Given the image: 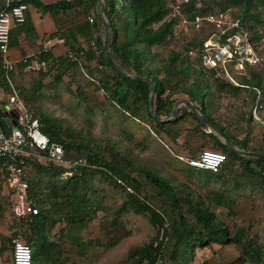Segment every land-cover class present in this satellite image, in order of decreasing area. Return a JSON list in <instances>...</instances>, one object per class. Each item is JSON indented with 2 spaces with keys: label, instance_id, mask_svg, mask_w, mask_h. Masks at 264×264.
Returning a JSON list of instances; mask_svg holds the SVG:
<instances>
[{
  "label": "trees",
  "instance_id": "obj_1",
  "mask_svg": "<svg viewBox=\"0 0 264 264\" xmlns=\"http://www.w3.org/2000/svg\"><path fill=\"white\" fill-rule=\"evenodd\" d=\"M25 1L28 3L29 8L30 5H34L42 11H49L52 14L60 11L65 12L77 6L82 7L87 14L91 8L98 6V0ZM104 2L112 22L110 53L114 60L128 73L147 76L153 80L155 83V111L159 119L171 115L173 105L176 102L175 96L183 93L217 125L236 147L264 153V140L260 142L261 147H251L250 145H254V132L249 131L242 137L237 133L229 132L226 126L217 121L212 114L211 109L215 107V103L204 94L202 103L197 99L198 95L203 93L204 87L209 90L208 94L210 96L212 86H215L221 92L232 93L253 89L258 98L257 105H259L261 102L259 99L264 94V75L262 74L264 63L259 66H249L244 74L238 76L239 84H234L221 78L216 69L205 66L198 53L195 52L209 38L210 28L202 27L195 30L190 38L174 36L177 19L170 16L172 6L168 0H104ZM217 5L218 7H215ZM228 7H237L234 16L239 18L246 27L252 29L256 36L260 30H264V0H191L190 3L186 4L185 10L188 16L194 19L196 15L203 12L224 10ZM27 22L24 25L29 30L31 27L29 28ZM92 22L88 23L87 28L89 30L87 32L86 28L76 32L72 31L71 35H68L67 42L71 49L82 53L89 46L92 38L97 40L102 54L96 58L93 51L87 48L88 51L90 50L93 53L89 57L95 60V66L89 67L86 65L87 75L95 78L100 71H103L101 69H111L109 74L104 76V79L102 77L99 80L98 78L95 79L97 85L102 88L111 102L123 112L131 114L141 121H146L148 118L151 123L158 126L159 130L168 128L166 127L168 124L176 125L179 123L178 121H185L187 115L199 122L200 127L198 128L206 126L196 113L183 105L178 108L176 118L171 122L166 123V121L156 119L150 111L152 91L150 82L125 75L108 62L101 37L94 34L93 28L90 30L92 25L95 28L97 27L98 21L94 18ZM102 22L105 25L104 18H102ZM12 31L10 45L12 44ZM54 35L61 34L56 32L48 36ZM83 41L88 42L87 47L81 45ZM174 42H177V44L173 45ZM166 51L167 53L164 54ZM81 53L76 60L70 59L66 53L64 59L59 58L56 61L51 50L42 52L39 54V60L46 63V69L41 67L34 70L46 75L58 74V78L61 79L72 68L84 70L85 67L81 63L83 62ZM153 57H159V66H151L149 60ZM101 65H104V68H100ZM21 66L23 67V65ZM12 80L16 83L13 74ZM0 87L4 89L7 95L13 91L2 66L1 58ZM18 91L27 109L34 117L39 119L42 131L50 137L51 141L64 146L67 156L70 158L87 157L88 164L71 168L52 161L38 163L30 160L28 162L26 169L29 183L28 194L40 210L37 215L16 217L10 214L13 219L10 220L9 229L13 232L8 236H1L0 256L7 249L6 244L10 245L13 238H20L32 247L33 259H37L38 250H34V246H37V248L39 245L50 247L54 244L50 232L52 226L58 221L63 219L68 223L93 222L98 216L100 208L94 195L92 197L90 194L93 185V175L90 172L95 168L101 174H104L103 178L109 184L117 186L127 194L129 199L125 202L126 205L123 208L128 207V204H130L136 210L146 212L154 223H158L162 227L161 230L164 229L166 240L159 241V244L155 245L161 232L159 228L156 235L151 236L143 244L135 246L129 252L133 264H155L159 258L162 259L163 264H190L191 260L189 261L188 256L190 249L193 259L198 248L211 250L217 245L225 246L229 244H235L240 250V255L230 264H242L247 260L252 264H264V245L260 244L258 234L250 233V225L236 222L234 226H231L226 219L219 216L217 211L219 207L227 208L228 214L231 216L236 215L234 211L236 198L231 193H227V190L213 188L205 196H201L187 183L181 184L180 187L182 188L177 189V186L169 178L161 175L156 170L147 167L141 168L148 181L171 199L170 203L173 205L176 216L170 222L169 218L159 208L143 197L138 179L133 177L131 172L125 170L126 168L119 160L113 162L106 159L102 154L104 151L102 149L104 147L103 142L94 143L93 146L85 142L82 137L76 135L75 130L70 126L63 127V119L51 113L43 112L36 106L31 107L20 89ZM6 100L0 102L6 103ZM9 116L0 111V117L6 125L9 124ZM253 116L249 115V120H252ZM11 117L15 122V115L12 114ZM255 119L259 120L258 122H261L264 126V120L259 119V116L256 115ZM208 134L215 139L218 145L225 149L227 159L217 170L197 168L190 165L205 180L204 184H210L212 180H223L226 176H233L231 170L233 166H242V171L249 174L248 181L253 183L254 186L256 185L254 177H264L262 174L264 169L263 156L242 155L224 143L211 129H209ZM104 148H107V146ZM118 155L120 153H116L115 158H118ZM195 155L197 154H192L189 157ZM120 158L126 161L128 165L134 166L133 162L127 157L122 156ZM0 167L4 182L6 174L1 156ZM70 169L74 170L72 176L64 179L62 176ZM44 177L48 179L44 181ZM118 178L123 179L134 191H127L126 187L118 183ZM236 185L232 189V193L239 188L247 187V184L242 182L238 186ZM88 190L89 192H87ZM1 198L5 201L0 193V210L3 205ZM49 218H51V222ZM16 232L18 233L17 236L13 237L12 235ZM202 264H208V262L204 261Z\"/></svg>",
  "mask_w": 264,
  "mask_h": 264
},
{
  "label": "rangeland",
  "instance_id": "obj_2",
  "mask_svg": "<svg viewBox=\"0 0 264 264\" xmlns=\"http://www.w3.org/2000/svg\"><path fill=\"white\" fill-rule=\"evenodd\" d=\"M32 6V10H34L35 7ZM215 7H218V5ZM13 25L15 24L13 23ZM194 33L195 30L187 26L184 28L183 38H190ZM172 44L176 45L177 42ZM36 50L38 49L35 48ZM158 59L159 57H153L149 60L151 66H159ZM101 70L103 71H98V75L91 79L87 75L86 69L72 68L71 71L59 79L58 74L46 75L34 69H26L20 77H17L16 83L31 107L36 106L43 112L51 113L63 119V127L70 126L75 130L76 135L82 137L85 142L92 144V146L94 143L103 142V146H107V148L102 147L104 150L102 154L106 159L113 162L119 160L126 168L125 170L131 172V175L138 179L143 197L159 208L169 218L170 222L176 216L173 205L170 203L171 199L148 181L141 168L147 167L156 170L161 175L169 178L177 186V189L182 188L180 187L181 184L187 183L201 196H205L213 188L227 190V193H231L236 198L234 211L237 214L231 216L228 214L227 208L219 207L217 210L219 216L226 219L231 226H234L236 222L250 225V233L258 234L260 244L264 245V207L261 211L258 210L262 205L264 206V177H254L256 183L254 186L253 183L248 181L249 174L242 171V166H233V169H231L233 176H226L223 180H212L210 184H204L205 180L185 163L187 160L183 161L179 158L180 153L174 146L179 145L175 139L176 134H174L175 124H168L166 126L168 128L159 130L158 126L151 123L148 118L146 121H141L139 118L123 112L107 98L102 88L94 81L97 78L99 80L101 77L104 79V76L111 71L110 68ZM262 70L264 75V68ZM208 93L209 90L204 87L203 93L198 95V101L202 103L203 94L207 95L215 103V107L211 109L213 116L217 121L222 122L229 132L237 133L242 137L251 131V133L254 132L253 138L259 143L264 140V126L261 122H258L259 120L255 119L257 115L259 119L264 120V94L259 99L261 102L257 105L258 98L253 89L232 93L221 92L215 86H212L211 96ZM177 97L188 99V96L183 93L178 94ZM257 107L258 109H256ZM249 115H254L252 120H249ZM188 118L193 120L187 115ZM172 120L166 121V123ZM185 121H178L177 124L183 123L184 127H189ZM193 121L195 126L189 127L193 131L192 138L190 137V140L194 141L193 145L203 146L208 142H213L212 138L205 137L208 134L203 133H209L210 128L207 125L204 128H198L200 127L199 122L197 120ZM219 137L221 138V136ZM221 140L223 139L221 138ZM259 143L258 145H261ZM116 153H120L121 156L118 155V158H115ZM119 156L127 157L133 162L134 166L128 165ZM262 172L264 175V169ZM90 173L93 175L90 194L92 197L94 195L100 208L98 216L94 220L97 231L93 234L94 236L88 238V243L95 244L97 247L96 261H88L87 264H133L129 252L135 246L143 244L151 236L156 235L159 228L161 230L162 227L158 223H154L149 214L136 210L130 204H128V207L123 208L126 205L125 202L129 199L127 194L117 186L109 184L103 178L104 174H101L99 170L94 168ZM2 175L0 167V193L2 190ZM47 179L44 177V181ZM241 182L246 183L247 187L239 188L232 193L236 183V186H238ZM3 189L6 192L9 189L6 181L3 182ZM3 198L5 201L1 198V202H3L5 208L2 205L0 211H3L5 217L11 220L13 214L8 211L7 199L5 196ZM12 232L13 230H9L10 234ZM17 234L16 232L12 236L15 237ZM52 242L54 244L50 247L39 245L37 248V246H34V250H38V258L33 259L34 264H76L71 261L67 262L66 259L60 257L63 250L58 248V238H55ZM204 252L206 253L205 250L198 248L196 255L202 257ZM188 256L189 261L192 260L191 249ZM92 257H94V254Z\"/></svg>",
  "mask_w": 264,
  "mask_h": 264
},
{
  "label": "built area",
  "instance_id": "obj_3",
  "mask_svg": "<svg viewBox=\"0 0 264 264\" xmlns=\"http://www.w3.org/2000/svg\"><path fill=\"white\" fill-rule=\"evenodd\" d=\"M168 2L172 6L170 16L177 19L174 36L182 38L184 28L187 26L193 30H199L202 27L210 28L209 38L195 52L205 66L216 69L218 75L224 80L239 84L238 76L244 74L249 66H259L264 63V30H260L256 36L252 29L246 27L239 18L234 16L237 7L203 12L191 19L185 10L186 4L191 0H168ZM28 8L25 0H6L4 7L0 9V58L13 88V91L7 95L6 103L0 102V111L10 116L13 114L16 119L14 122L13 118L9 117V124L6 125L0 117V156L3 158L5 181L9 187L7 192H2V195L7 199L8 210L16 217L37 215L40 210L28 194L29 183L26 169L30 160L38 163L52 161L71 168L88 164L87 157L70 158L64 146L51 141L50 137L42 131L39 119L27 109L18 94L16 83L12 80V72L19 64L25 69L41 67L46 69V63L39 60V54L48 52L57 44L66 41L62 35L47 36L41 42L38 51L28 52L18 61L13 60L9 55L11 31L15 25L25 23ZM88 18L94 21L93 15ZM87 48L93 51L96 58L102 54L95 38L90 40ZM80 53L70 47L67 50L72 60H76ZM100 68H104V65ZM226 159L225 149L215 140L203 145L197 155L186 158L189 165L193 167L211 170L220 168ZM73 171V169L66 171L62 177L68 179ZM118 183L126 187L127 191H134L123 179L118 178ZM164 240L166 238L162 229L155 245ZM11 247L13 256L11 264H34L33 251L29 244L20 238H13ZM155 264H163L162 259L159 258Z\"/></svg>",
  "mask_w": 264,
  "mask_h": 264
},
{
  "label": "crops",
  "instance_id": "obj_4",
  "mask_svg": "<svg viewBox=\"0 0 264 264\" xmlns=\"http://www.w3.org/2000/svg\"><path fill=\"white\" fill-rule=\"evenodd\" d=\"M5 2L6 0H0V7H2L5 4ZM46 2H51V1L46 0ZM32 7L33 6L30 5L28 11V19H27L28 22L25 21V23L27 22V25L29 24V28L31 27V29L27 30L24 23L21 25H15L13 27L12 44L10 45L9 48V54L10 57L15 61H18L24 54L35 51V48L39 50L42 39L45 36H48L49 34H53L56 32H59V34L64 36L66 38V41L64 43H59L56 46H54L53 49L51 50L52 55L56 61H58L59 58L64 59L67 50L69 48V44L67 42L68 35L70 36L72 31L76 32L77 30H84L85 28L87 32V30H89L87 28L88 23L92 22L88 18L91 15H93L98 22H97V27L95 28L92 25V27H90V30L93 28L92 30L94 34L100 36L102 42L107 33V29H108L107 21L104 16L103 17L100 16L101 10L99 5L97 7L91 8V10L87 14L80 6L74 7L65 12L60 11L55 14H52L49 11H42L35 6H34L35 9L32 10ZM102 18H104L105 20V25L102 22ZM70 39L73 40L72 38ZM87 44H88L87 41H83L81 43V45H85L86 47ZM91 54H93L92 51L90 50L88 51L87 48H85V51L81 53V60L83 61L81 63H83V66L85 67L84 69L87 68L86 65L89 67L95 66V60L89 57L92 56ZM25 70L26 69L24 67L18 65L16 70H14L12 73L15 80L18 79L17 77H20V75H22ZM90 78L94 79L92 77ZM6 98H7L6 92L4 91V89L0 87V100L3 101L6 100ZM175 98L176 101L180 99V97H178L177 99V96H175ZM6 115L8 114L6 113ZM189 120L190 119L188 118L187 121L185 122L189 125V127H194L195 122L193 120L190 121ZM189 127H184L183 123L176 124L174 126L175 129L174 134H176L175 139L179 144L174 146L180 153L179 158L183 161H185L186 158H188L192 154H198L202 148V145H193L194 141L190 140V137L192 138L193 131L190 130L191 128L189 129ZM203 133L208 134V132H203ZM213 133L215 132L213 131ZM206 136L215 140L210 134L205 135V137ZM258 143L259 142L257 140H254L253 142L254 145H250V146L261 147V145H258ZM185 163L189 165L186 161ZM3 191L4 189H3V181H2L1 194ZM3 206L5 208V205ZM263 207L264 206L262 205L258 210L261 211ZM2 212L3 211H0V242H1V236L5 237L10 235L9 233L10 220L6 218ZM96 228L97 226L94 225V221L89 223H68L62 219L52 226L50 232L51 240H55V238L59 239L58 248H61L63 250V253H61L62 255H60L62 259H66L67 262L71 261L76 264H87L88 261H92V260L96 261L97 247L95 244L88 243V238L94 236L93 234H95L97 231ZM6 246H8L7 249L2 253V256H0V264H11L12 262V257H13L12 247L9 244L8 245L6 244ZM203 250H205L206 253L204 252V255L202 257L200 255H196L190 261V264H202L204 261H207L208 264H230L240 255V250L235 244H229L225 246L217 245L215 248L211 250L209 249L207 250L203 249ZM93 254L94 257H92ZM242 264H252V262L247 260Z\"/></svg>",
  "mask_w": 264,
  "mask_h": 264
},
{
  "label": "water",
  "instance_id": "obj_5",
  "mask_svg": "<svg viewBox=\"0 0 264 264\" xmlns=\"http://www.w3.org/2000/svg\"><path fill=\"white\" fill-rule=\"evenodd\" d=\"M98 5L100 7L101 13L100 16L101 17H105L106 21H107V25H108V29H107V33L105 35V38L103 40V47L105 50V54L107 57L108 62L115 67L116 69L120 70L122 73H124L125 75L134 77V78H138V79H145L148 82H150L151 86H152V91H151V95H150V111L152 113V115L156 118L159 119L158 116L156 115V111H155V83L153 82V80L150 77L147 76H142V75H133L128 73L126 70H124L112 57L111 53H110V42H111V37H112V22H111V18L107 9V6L104 3V0H98ZM185 104L187 105L194 113H196L198 115V117L215 133H217L219 136H221V138L223 139L222 141L224 143H226L229 147H231L233 150L237 151L238 153L245 155V156H255V157H264V153H260V152H255V151H249V150H244V149H239L237 148L233 142L224 135V133L217 127V125L207 116L205 115L203 112H201L198 109V106L196 104H194L193 102H191L189 99L187 98H182L177 100L174 105H173V109H172V113L170 115V117L168 119H159L160 121H169L172 119L176 118L177 112H178V108L182 105Z\"/></svg>",
  "mask_w": 264,
  "mask_h": 264
}]
</instances>
